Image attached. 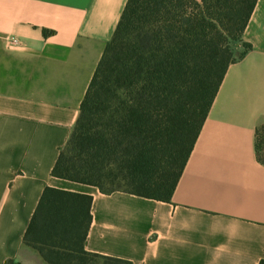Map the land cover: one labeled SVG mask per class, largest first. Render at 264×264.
Returning a JSON list of instances; mask_svg holds the SVG:
<instances>
[{
  "label": "crops",
  "instance_id": "1",
  "mask_svg": "<svg viewBox=\"0 0 264 264\" xmlns=\"http://www.w3.org/2000/svg\"><path fill=\"white\" fill-rule=\"evenodd\" d=\"M126 3L0 0V264H45L23 244L45 188L92 197L89 253L132 264H259L264 0L242 34L250 50L226 71L168 203L51 176Z\"/></svg>",
  "mask_w": 264,
  "mask_h": 264
},
{
  "label": "trees",
  "instance_id": "2",
  "mask_svg": "<svg viewBox=\"0 0 264 264\" xmlns=\"http://www.w3.org/2000/svg\"><path fill=\"white\" fill-rule=\"evenodd\" d=\"M256 2L127 0L51 176L168 203L226 71L250 50L241 38ZM255 138L264 163V127ZM91 204L45 188L24 246L45 264H132L85 250Z\"/></svg>",
  "mask_w": 264,
  "mask_h": 264
},
{
  "label": "built area",
  "instance_id": "3",
  "mask_svg": "<svg viewBox=\"0 0 264 264\" xmlns=\"http://www.w3.org/2000/svg\"><path fill=\"white\" fill-rule=\"evenodd\" d=\"M9 42L10 43H17V41L15 39H10Z\"/></svg>",
  "mask_w": 264,
  "mask_h": 264
},
{
  "label": "rangeland",
  "instance_id": "4",
  "mask_svg": "<svg viewBox=\"0 0 264 264\" xmlns=\"http://www.w3.org/2000/svg\"><path fill=\"white\" fill-rule=\"evenodd\" d=\"M236 43H232L231 44V47H232V49L234 48V45H235ZM33 251V250H32ZM39 257V256H38ZM41 259V258H40Z\"/></svg>",
  "mask_w": 264,
  "mask_h": 264
}]
</instances>
